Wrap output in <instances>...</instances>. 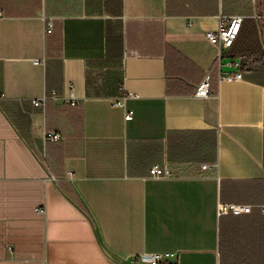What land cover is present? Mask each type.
Returning <instances> with one entry per match:
<instances>
[{
	"label": "crops",
	"instance_id": "0c3cea01",
	"mask_svg": "<svg viewBox=\"0 0 264 264\" xmlns=\"http://www.w3.org/2000/svg\"><path fill=\"white\" fill-rule=\"evenodd\" d=\"M224 17L264 0H0V264H264V67L221 80Z\"/></svg>",
	"mask_w": 264,
	"mask_h": 264
},
{
	"label": "built area",
	"instance_id": "2783aa9c",
	"mask_svg": "<svg viewBox=\"0 0 264 264\" xmlns=\"http://www.w3.org/2000/svg\"><path fill=\"white\" fill-rule=\"evenodd\" d=\"M244 19L241 17H224L222 18L221 25L216 32L206 33V38L212 46L218 50V57L220 65H222V60L228 54L233 46L235 45L237 39L243 28ZM50 31V30H49ZM38 64V62H36ZM228 66L233 69V72L224 75L221 73V80H237L241 78L240 59L231 60ZM213 94L211 89L210 78L207 77L196 92V97L200 99H205ZM46 99L36 101L34 103L35 107L44 108ZM123 103H116L115 106H124L126 97H123ZM132 119V113H127L125 115V120L129 121ZM46 138L53 142H58L62 140V136L58 133H49ZM209 167L203 166L202 170L206 171ZM150 177L152 179H172L174 177L173 173L167 168H160L155 166L150 171ZM261 214L264 215V206L257 207ZM253 207L251 206H238L233 204H220L219 205V215H233L241 216L248 215L252 212ZM39 214H45V210H37ZM11 252V248H8ZM136 264H169L165 256L160 254H141L135 259Z\"/></svg>",
	"mask_w": 264,
	"mask_h": 264
},
{
	"label": "trees",
	"instance_id": "16d2710c",
	"mask_svg": "<svg viewBox=\"0 0 264 264\" xmlns=\"http://www.w3.org/2000/svg\"><path fill=\"white\" fill-rule=\"evenodd\" d=\"M236 44L242 51H252L254 47H258V29L253 20L244 21Z\"/></svg>",
	"mask_w": 264,
	"mask_h": 264
},
{
	"label": "rangeland",
	"instance_id": "374dc122",
	"mask_svg": "<svg viewBox=\"0 0 264 264\" xmlns=\"http://www.w3.org/2000/svg\"><path fill=\"white\" fill-rule=\"evenodd\" d=\"M258 47L253 48L252 55L244 56L241 60L242 65L245 62L252 61L258 62L259 65L264 67V24L261 27H258Z\"/></svg>",
	"mask_w": 264,
	"mask_h": 264
}]
</instances>
